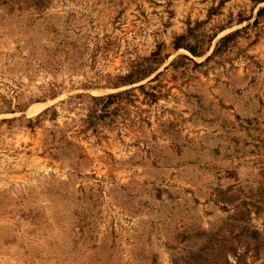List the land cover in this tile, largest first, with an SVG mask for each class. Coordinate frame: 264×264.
I'll return each instance as SVG.
<instances>
[{
    "label": "rangeland",
    "instance_id": "rangeland-1",
    "mask_svg": "<svg viewBox=\"0 0 264 264\" xmlns=\"http://www.w3.org/2000/svg\"><path fill=\"white\" fill-rule=\"evenodd\" d=\"M0 264H264V0H0Z\"/></svg>",
    "mask_w": 264,
    "mask_h": 264
},
{
    "label": "trees",
    "instance_id": "trees-1",
    "mask_svg": "<svg viewBox=\"0 0 264 264\" xmlns=\"http://www.w3.org/2000/svg\"><path fill=\"white\" fill-rule=\"evenodd\" d=\"M120 96H122V94H118V95H110V96H107V97H105V98H100V99H95V104H98V102H105V104H108L111 100H115L116 98H118V97H120ZM102 107V111H103V113L105 112V105L103 106H101ZM91 118H97L98 116H97V110H96V108L93 110V111H91Z\"/></svg>",
    "mask_w": 264,
    "mask_h": 264
}]
</instances>
